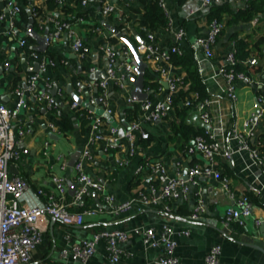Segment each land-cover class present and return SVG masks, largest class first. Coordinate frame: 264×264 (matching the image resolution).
Masks as SVG:
<instances>
[{
  "label": "crops",
  "instance_id": "obj_1",
  "mask_svg": "<svg viewBox=\"0 0 264 264\" xmlns=\"http://www.w3.org/2000/svg\"><path fill=\"white\" fill-rule=\"evenodd\" d=\"M11 1L21 9L27 10L34 21V31L39 35H43L46 28L52 30L51 19L66 20L75 30L74 37L81 38L90 49L87 57L79 60L70 49L73 37L64 33L59 38L52 39L44 54H40L33 50L35 42L28 40L30 38L25 35L27 26L25 31L17 30L16 27L15 30L9 31L7 23L0 22V101L7 106H13L16 100L13 90L17 86L23 87L28 76L35 73L33 69L38 61L32 57L33 53L47 62L55 63L54 66L48 65L45 72L41 73L40 88L49 83L52 88L55 86L58 92L62 93V97H56L60 114L56 110H47L43 104L27 97L28 105L18 112L12 129L16 134L18 129L25 130L19 138L17 148L28 150V154L23 155L19 161L10 163L9 176H19L27 181L29 185L25 201L27 206L45 203L46 196L54 193L51 177L56 174L64 178L67 184V193L62 201L70 212L97 210L95 216L85 218L82 226H64L51 220L41 221L40 227L44 231L41 233L39 245L31 254L32 262L113 264L103 241L96 244L94 255L85 263L74 261L70 256L61 257L60 251L69 250L73 244L80 241H90L98 231L120 230L128 234V240L119 245L122 254L118 264H154L161 248H147L143 232L146 229H154L158 233L163 225H168L173 230L172 239L176 243L175 256L178 264H205V256L215 245L221 248L217 264H264V182L249 153L238 150L242 141L251 148H258L259 145L264 148V117L257 118L256 123H253L254 115L259 110L258 99L264 96V73L261 69L264 66V13L250 22L231 23L232 14L246 6L241 0H212L207 8L203 6V0H186L182 3L179 0H163L171 19L170 29L184 31V37L178 44L182 55L194 63L205 86L211 116L210 132L223 148L232 152L230 159L218 160L217 168L229 179L231 192L235 196L246 195L253 204L252 216L240 227L237 224L222 223L224 213L233 205V201L222 190L218 181L203 177L197 180L195 186H191L185 200L172 204L170 213H163L159 207L138 209L135 206L125 213L114 215L108 211L102 198L96 193H92L82 203L73 204L70 191L71 188L74 190L78 188L80 183L71 167L67 166L61 170L60 166L64 162L68 164L77 146L81 144L83 148L87 147L89 118L84 111L79 116L69 107L77 88L82 90L80 97L82 108L88 103L84 83L91 79L82 66L88 64L103 71L105 58L101 48L110 44L120 49L124 45L121 42L116 44L112 42V30L119 33L126 28L129 30L127 37H133L137 45L140 43L139 40L143 41L137 30L143 16L144 4H149L153 0L114 2L115 11L107 17L102 16L100 4L95 0H89L86 6L81 5V0H63L61 10L46 0ZM6 2L0 0V13L5 11ZM29 5L36 9L37 17L30 14ZM215 10L221 11V22L225 28L217 39L213 55L206 58L202 49L195 45V40L206 35L209 22L212 21L209 15ZM18 18L19 16L17 20ZM170 31L165 28L148 31L146 36L152 33L155 46L160 50H166L171 43ZM234 35L243 38L249 47H257V50L256 58L251 59V64L256 66L255 70L249 71L250 78L235 82L236 99L231 100L227 97L225 82L219 70L226 54L233 48ZM22 39L27 42L25 46L19 45ZM137 45L132 46L136 49ZM126 48L129 51L127 46ZM133 58L131 53L127 56L120 55L116 63L117 68H122L123 64ZM146 62L144 59L145 64ZM6 63L8 69L5 68ZM146 65L148 71L158 66L186 78L183 69L173 64L169 67L160 58L148 61ZM257 67L260 70L259 74L255 73ZM155 79L158 80V77ZM161 83L159 81L158 86L161 91L151 87L154 91L151 98L162 99L165 96L166 88ZM128 88L130 92L133 90L131 83L128 84ZM105 92V104L94 105V113L100 115L101 108L112 111L110 116L103 118L101 130L106 136L111 127H117L119 133L123 131L125 123L123 111L126 104L124 93L114 84H109ZM91 95L97 97V90L93 89ZM178 96L179 94L176 97ZM65 118L66 122L71 123L70 127L63 121ZM83 120H87V124L82 127ZM183 122L196 133L203 134L206 129L194 108L186 111ZM177 123L179 118L176 112L170 111L167 119L152 125L151 130L155 136L143 141L141 155L134 157L127 156V144L124 139L120 140L117 147L107 151L104 150V144L91 146L89 148L91 159L85 166L86 173L103 185L106 191L114 196L116 203L131 199L139 190L148 189L151 184L159 186V179L149 170L145 169L137 174L138 168L146 163H161L166 167L170 177L175 176L178 171L182 178L186 179L187 169L203 164V160L199 155L187 157L184 154L185 146L195 136L190 135L188 140L173 136L172 125ZM116 158L127 159L128 164L118 167L115 164ZM176 163H180L179 168ZM39 190L44 195L38 194ZM199 199L203 200L206 212L199 221L193 222L188 217ZM255 220L262 223L257 227Z\"/></svg>",
  "mask_w": 264,
  "mask_h": 264
},
{
  "label": "built area",
  "instance_id": "obj_2",
  "mask_svg": "<svg viewBox=\"0 0 264 264\" xmlns=\"http://www.w3.org/2000/svg\"><path fill=\"white\" fill-rule=\"evenodd\" d=\"M5 11L0 13V22L7 23L9 31L15 30V22L21 12V8L14 4L11 0H6ZM54 3L58 10L63 8V0H46ZM100 4V13L107 17L114 13V2L131 3L135 0H95ZM212 0H203V6L207 8ZM245 5L252 0H241ZM30 2V0H28ZM89 0H81V5L86 6ZM158 5L162 9L167 25L165 29L171 30V43L166 50H160L155 46L154 35L149 33L146 38L141 41L136 52L147 61H152L155 58H160L169 67L170 55H182V51L178 44L184 37L182 29L172 30L169 11L163 0H158ZM30 14L37 17L36 9L29 5ZM52 30L48 33V43L55 38H59L66 33L69 37H73L70 44L71 52L79 59L84 60L90 52L89 47L85 42L75 36V30L66 20L51 19ZM225 25L221 21L212 20L208 25V32L205 36L197 37L195 45L202 49L204 56L210 58L213 55V49L217 39L224 31ZM119 34L123 37L129 35V30L123 28ZM113 38L115 36L113 35ZM118 39V38H116ZM119 40V39H118ZM122 43V41L119 40ZM26 40L22 39L19 42L20 46L26 45ZM125 45V44H124ZM232 50L226 54L222 67L219 70L220 76L223 78L226 87L227 97L231 100L236 99L235 82L246 79L244 73L238 72L235 69L237 63L235 59L234 43ZM105 58V67L103 69L105 79H97L86 81L84 90L88 95L87 105L93 106L97 103L103 106L106 102V89L109 84H114L119 90L124 93L126 108H131L134 103L139 104L138 111L134 118L127 120L123 112L126 127H123V136H119V129L111 127L109 134L104 135L102 132L103 118L112 114V111L107 108L103 109L104 115H96L93 110L86 106H81V88H77L76 97L80 99V103L72 100L69 107L76 111L78 115H82L83 111L87 112L89 118V132L87 135V147L83 148L81 156L72 167L76 178L80 185L74 191L73 204L82 203L83 200L92 193L100 195L103 203L111 214L118 215L125 213L133 207L145 209L151 207H159L163 213L172 211V204L176 201H183L187 198L191 186L197 184L200 177L214 179L218 181L221 188L230 199L233 205L228 207L224 213L222 223L225 225L237 224L243 226L245 220L252 216L253 204L249 198L244 195H234L231 192L229 179L221 174L217 168L218 160H228L232 156V152L225 149L214 138L210 132L211 116L208 111L209 99L201 98L199 93L191 90V83H187L184 77H179L172 73L170 69L156 67L152 68L149 73L162 83H166V94L162 99L151 98L154 91L149 85L145 86L143 92L148 94V99L141 102H135L131 98V92L128 88L129 76H134L135 71L139 69L138 63L133 58L128 63L123 64L122 68H117V59L120 55L127 56L130 51L123 48L116 49L114 45L106 44L101 48ZM32 57L38 62V72L28 76L24 86H17L13 90L15 102L13 106H7L0 101V264H46L44 262L33 263L31 259L32 252L39 245L41 233L44 231L40 227V222L43 220H51L58 222L64 226H82L85 218L96 215V209H85L81 212H70L67 205L62 201L67 193V184L65 179L59 175H52L51 182L54 185V193L46 196L45 203L38 205H25L27 194L29 193V185L26 180L19 176H9L8 167L11 162L19 161L23 155L28 154V150H19L17 145L19 138L25 133V130L18 129L17 134L12 129V123L16 119L20 110L25 109L28 105L27 97H31L35 102L43 104L47 110L58 109L56 97H62V93L56 89L55 96L50 94L52 87L49 83L44 84V88H40V75L45 72L48 65L54 66L52 61L47 62L40 58L36 53ZM8 69V64H5ZM148 70V68H147ZM99 71L98 68L89 67L86 71L88 75L95 74ZM264 73V66L262 68ZM161 83V84H162ZM264 85V82H263ZM158 88V87H157ZM93 89L97 90V97H93ZM161 91V88H158ZM186 93V96L175 101V98L180 92ZM175 107L179 109L194 108L199 113L201 121L206 125L203 134L195 136L192 141L185 146L184 154L188 156L199 155L203 160V164L195 165L187 169L186 179H183L177 171L175 176L170 177L167 169L161 163H146L140 166L137 174L142 171L149 170L156 178L159 179V186L150 185L148 189H142L131 199L116 203L114 196L108 193L103 185L90 177L85 166L91 159L90 147L95 144H104V150L114 149L119 145L121 139L127 144V156L134 157L141 155V143L148 141L152 136H155L151 126L159 123L169 116L170 111H175ZM259 110L254 115V122L257 118L264 117V96L258 99ZM82 113V114H81ZM53 127V126H51ZM243 140V139H241ZM240 151H247L253 163L259 169L260 175L264 182V148H251L246 142L242 141L239 146ZM115 164L118 167H123L128 164L127 159L116 158ZM64 162L60 169L67 168ZM179 168L180 163H176ZM38 194H43L41 190ZM206 212V207L202 199H199L192 208L189 214L190 221H199ZM255 226H259L262 222L254 221ZM138 229L135 230L137 232ZM187 235V233H184ZM173 230L168 225H163L158 233L154 229H146L143 232L144 244L147 248H161V252L154 261V264H178V259L175 256L176 243L172 239ZM128 234L120 230L106 231L101 230L96 232L89 241H80L72 245L69 250L62 249L61 257L70 256L74 261L85 263L92 257L96 251V244L103 241L106 245V250L110 261L113 264H118L121 261L122 251L119 245L127 242ZM221 248L219 245L213 246L209 253L204 258L205 264H217Z\"/></svg>",
  "mask_w": 264,
  "mask_h": 264
},
{
  "label": "trees",
  "instance_id": "obj_3",
  "mask_svg": "<svg viewBox=\"0 0 264 264\" xmlns=\"http://www.w3.org/2000/svg\"><path fill=\"white\" fill-rule=\"evenodd\" d=\"M158 0H153L149 4H144V12L141 21L139 22V27L137 30V34L141 39L146 38V33L148 31H157L163 29L167 25V19L162 11V9L158 5ZM186 0H179V2H185ZM49 4L51 3L53 6L54 3L48 1ZM264 13V0H252L243 9L238 10L237 12L232 14L231 23H240V22H250L254 18H256L259 14ZM221 11L215 10L210 13L211 20L222 21L221 19ZM29 13L25 8L21 9L20 15L18 20L15 22V27L17 30L25 31L28 20H29ZM33 25H35L33 23ZM223 33V32H222ZM128 41L136 47L137 43L133 37H127ZM28 39V38H27ZM31 40V39H28ZM233 43H234V51H235V59L237 61L236 65L234 66L238 72L244 73L246 78H250L252 70H255V65L251 64V59L256 58L255 51L257 47H249L243 38H240L238 35L233 36ZM112 42L116 44L119 42L116 38L112 39ZM123 49H126V46L123 45ZM170 63L173 64L175 67H179L184 70L186 74V82L191 83V90L196 91L199 93L201 98L207 97V92L203 82L201 81L198 72L196 71L194 63L186 58L185 56L181 55L178 56L176 54L170 55ZM88 64H84L82 69L87 71L89 69ZM255 71V73L259 74V67ZM263 68V67H262ZM261 68V69H262ZM251 71V72H249ZM149 85L150 87L157 88L160 84L154 76H152L148 70L145 73V86ZM186 96V93L183 91L180 92L179 96L175 98V101L179 100ZM139 108L138 103H134L131 108L124 109L125 118L127 120L132 119L135 117ZM193 108V107H192ZM188 109H179L175 107V112L177 118H179V123L172 125V132L173 136H180L181 138L188 140L189 136L192 135L197 136L200 134L199 132H193V130L188 127L183 122V117ZM87 115V112H84ZM67 126H71V123L68 121L66 122V118L63 119ZM87 120H83L81 126H85L87 124Z\"/></svg>",
  "mask_w": 264,
  "mask_h": 264
},
{
  "label": "water",
  "instance_id": "obj_4",
  "mask_svg": "<svg viewBox=\"0 0 264 264\" xmlns=\"http://www.w3.org/2000/svg\"><path fill=\"white\" fill-rule=\"evenodd\" d=\"M33 22H34L33 19L30 17L28 20V25H27L25 35L35 42L36 45L33 47V50L37 53L44 54V52L46 51L47 46H48L47 39H48L49 28L45 29L43 35H39L37 32L34 31ZM112 34L116 38H118L120 41H122V43L128 47L130 53L133 55L135 61L139 65V69L135 71V75L129 76V78H128L129 82L133 86V90L131 91V94H130L132 100L135 102H141V101L147 100L149 95L143 92L144 83H145V73H146V70L148 68L147 65L144 63L142 56H140L136 52L135 48L129 43V41L126 37L121 36L116 30H112ZM139 42H141V41L139 40ZM34 66L35 67L33 69V72L37 73L38 72V63H36ZM100 78L105 79L104 71H97L95 74L90 75L91 80H97ZM162 85L165 88H167L166 83H162ZM50 94L52 96H55V94H56V87L55 86L50 91ZM74 100L77 101L78 103H80V99L78 97L74 96ZM86 107L89 108L90 110L94 109L93 106L86 105ZM100 115L106 116L103 109H101ZM125 127H126V124L124 123V128ZM119 135L121 137L123 136L122 130L120 131ZM82 150H83V145L80 144L79 146H77L76 151L70 156V159H69L68 164H67L68 167L72 168L74 166L76 161L81 156ZM74 191L75 190L73 188H71L70 195L72 197L74 196Z\"/></svg>",
  "mask_w": 264,
  "mask_h": 264
}]
</instances>
